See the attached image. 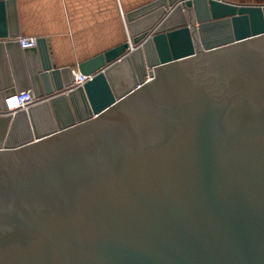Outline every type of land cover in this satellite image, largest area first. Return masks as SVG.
I'll use <instances>...</instances> for the list:
<instances>
[{"label":"water","instance_id":"obj_1","mask_svg":"<svg viewBox=\"0 0 264 264\" xmlns=\"http://www.w3.org/2000/svg\"><path fill=\"white\" fill-rule=\"evenodd\" d=\"M125 18L122 43L58 66L0 0V264H264V4Z\"/></svg>","mask_w":264,"mask_h":264},{"label":"crops","instance_id":"obj_2","mask_svg":"<svg viewBox=\"0 0 264 264\" xmlns=\"http://www.w3.org/2000/svg\"><path fill=\"white\" fill-rule=\"evenodd\" d=\"M151 1L16 0L20 37H47L58 66L74 68L78 62L122 43L126 13ZM228 1L264 4V0Z\"/></svg>","mask_w":264,"mask_h":264},{"label":"built area","instance_id":"obj_3","mask_svg":"<svg viewBox=\"0 0 264 264\" xmlns=\"http://www.w3.org/2000/svg\"><path fill=\"white\" fill-rule=\"evenodd\" d=\"M37 36L21 37L23 46H34L37 43ZM75 85L83 84L89 77L81 74L80 72L74 71ZM9 109L28 108L30 105L36 103L38 99L33 96L29 90L17 92L7 99Z\"/></svg>","mask_w":264,"mask_h":264},{"label":"rangeland","instance_id":"obj_4","mask_svg":"<svg viewBox=\"0 0 264 264\" xmlns=\"http://www.w3.org/2000/svg\"><path fill=\"white\" fill-rule=\"evenodd\" d=\"M126 19V18H125ZM128 37V30L126 29V20H125V39Z\"/></svg>","mask_w":264,"mask_h":264},{"label":"bare ground","instance_id":"obj_5","mask_svg":"<svg viewBox=\"0 0 264 264\" xmlns=\"http://www.w3.org/2000/svg\"><path fill=\"white\" fill-rule=\"evenodd\" d=\"M127 27H128V24H127Z\"/></svg>","mask_w":264,"mask_h":264}]
</instances>
